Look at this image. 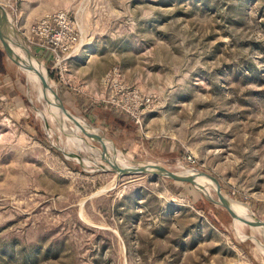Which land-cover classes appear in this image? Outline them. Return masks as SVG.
<instances>
[{
  "label": "rangeland",
  "instance_id": "obj_1",
  "mask_svg": "<svg viewBox=\"0 0 264 264\" xmlns=\"http://www.w3.org/2000/svg\"><path fill=\"white\" fill-rule=\"evenodd\" d=\"M0 7L48 74L67 130L91 146L43 120L46 99L0 39V264H264L263 231L233 211L235 221L211 184L119 175L101 156L200 169L264 223V0ZM58 10L78 26L79 48L55 64L31 28ZM113 69L151 99L141 124L116 135L104 128Z\"/></svg>",
  "mask_w": 264,
  "mask_h": 264
},
{
  "label": "built area",
  "instance_id": "obj_2",
  "mask_svg": "<svg viewBox=\"0 0 264 264\" xmlns=\"http://www.w3.org/2000/svg\"><path fill=\"white\" fill-rule=\"evenodd\" d=\"M31 33L42 41L58 64L79 48L78 26L64 10L44 13L31 28ZM109 84L110 95L104 102L111 108L127 113L138 125L150 106L149 96L136 88L127 87L116 69L110 70L103 79Z\"/></svg>",
  "mask_w": 264,
  "mask_h": 264
},
{
  "label": "bare ground",
  "instance_id": "obj_3",
  "mask_svg": "<svg viewBox=\"0 0 264 264\" xmlns=\"http://www.w3.org/2000/svg\"><path fill=\"white\" fill-rule=\"evenodd\" d=\"M0 16H1V19L5 22V27H6V30L8 32V36H9V38H11V40H10L7 37H3V38H0L1 41L3 42V44H7L9 46V48L13 52V55L15 56V58L19 61V65H17V66L20 68H24V70L26 69L27 79H28V81L29 80L32 81L33 87L37 88L38 97L46 99L44 101V103H46L45 106H46L47 111L46 110H43V111L38 110V112H40L43 120L48 119L46 116L52 115L54 117L52 119H56V122L59 124L60 129L70 136V137H68V141L71 140L72 142H74L73 140H76L80 146H82L84 148H90L91 146H89L86 142L81 140L75 133H73L70 130H67V128H66L67 121L65 119V112H63L61 110V108H59V106L57 105L56 102L51 101L52 100V94L50 93V91L45 89V86H44V82L46 79L45 69L42 67L41 64H38L36 59H33L31 57V53H30L28 47H26V46H24V45H22V44H20L14 40L13 32L9 28L10 26L8 27L6 25L9 22V19H8L7 15H6V13L2 7H0ZM20 49L22 50V53L26 57L27 60L24 57H21ZM30 59L32 60V63H31ZM32 64L35 66V68H31ZM47 95L49 96V99L46 98ZM43 99H41V100H43ZM54 106H56L57 109ZM110 157H111L112 161H114L115 166L127 168V167L134 166V165H141L143 168H148L147 165L145 164V162L137 164L136 162L134 163L133 161H132L133 163L129 162L127 159H124V158H119V157H115V156H111V155H110ZM181 171H185L188 174H194V172H195L191 168H184ZM183 174H186V173H183ZM191 177H198V178L203 179L205 182L211 184V186H213V190H215V183L211 179H209L205 176H190L187 179H190ZM195 182H197L196 184H198L200 186L204 185V183H202V182H199V181H195ZM230 203H231V205H230L231 209L234 212H236L238 214V216L247 220L254 229L257 228V226H255L253 224V220L255 219V216H253L250 213L249 208L245 204L237 202V201H232V200ZM234 220L236 221V218ZM259 228H261V227H259ZM261 230L264 233V229L261 228ZM256 243H257V246L259 248V251L261 253H263V255H264V242H258L257 241Z\"/></svg>",
  "mask_w": 264,
  "mask_h": 264
},
{
  "label": "water",
  "instance_id": "obj_4",
  "mask_svg": "<svg viewBox=\"0 0 264 264\" xmlns=\"http://www.w3.org/2000/svg\"><path fill=\"white\" fill-rule=\"evenodd\" d=\"M3 37H7L8 39L11 40V38H9V36H8V32H7L6 27H5V22L1 19V16H0V38H3ZM3 46H4V50H5L6 54L8 55V57L12 61H14L17 65H19V61L15 58V56L13 55V52L11 51L9 46L7 44H3ZM37 62H38V64H40V61L37 60ZM31 63H32V60H31ZM31 68H35V66L32 64ZM45 75H46V79L44 82V86H45V89L50 91V93L52 94V100L51 101L56 102L57 105L59 106V108H61V110L63 112H66L61 107V105L58 103V100H57L55 94L51 90V84L49 81L50 79H49L48 74L46 72H45ZM101 156L105 160L114 164V161H112L111 157L109 155H107L106 153L101 154ZM139 163H144V162H139ZM137 164H138V162H137ZM145 164L147 165L148 168H143L141 165H134V166H130L127 168H122L120 166H114L111 168H107V170L113 171L119 175L126 174L128 172H131V173H151V174H156V175H161V176H166V177L182 178V179H187L190 176H205V177L211 179L215 183V192L218 196L220 203L228 210L231 217L233 219H235V215L233 214V210L230 207V205H231L230 202H231V200L232 201H236V200H233L232 198H230L226 194H224L223 191L221 190V186H220L218 180L216 178H214L212 175H210L209 173L204 172V171L197 169V168H191L193 171H195L194 174H188L185 171H176L175 172V171L165 170V169H162L160 165H158L156 162H153V161H146ZM153 168H155V169H153ZM183 173H186V174H183ZM250 213L254 216V214L251 210H250ZM253 224L255 226H259V227L264 229V223L261 220L257 219L256 217L253 220Z\"/></svg>",
  "mask_w": 264,
  "mask_h": 264
},
{
  "label": "trees",
  "instance_id": "obj_5",
  "mask_svg": "<svg viewBox=\"0 0 264 264\" xmlns=\"http://www.w3.org/2000/svg\"><path fill=\"white\" fill-rule=\"evenodd\" d=\"M110 109L104 108V112H106V116L104 117V128L107 129L111 134H118L122 133L124 130V127L127 126V123L131 125V118L128 116L127 113L116 110L111 107ZM106 109V110H105ZM113 123V124H112ZM137 128V125L135 126ZM81 173H84L82 170H80Z\"/></svg>",
  "mask_w": 264,
  "mask_h": 264
}]
</instances>
